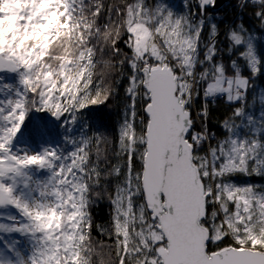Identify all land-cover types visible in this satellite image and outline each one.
Segmentation results:
<instances>
[{
  "label": "snow or ice",
  "instance_id": "obj_1",
  "mask_svg": "<svg viewBox=\"0 0 264 264\" xmlns=\"http://www.w3.org/2000/svg\"><path fill=\"white\" fill-rule=\"evenodd\" d=\"M230 7L0 0V264H264V0Z\"/></svg>",
  "mask_w": 264,
  "mask_h": 264
},
{
  "label": "trees",
  "instance_id": "obj_2",
  "mask_svg": "<svg viewBox=\"0 0 264 264\" xmlns=\"http://www.w3.org/2000/svg\"><path fill=\"white\" fill-rule=\"evenodd\" d=\"M182 0H172V3L175 4L179 8L182 5ZM185 1V6L188 3H191L192 0H183ZM235 0H228L226 3L221 5L220 7L216 8L215 16L217 19H227L229 22L235 19V14L233 12V9L230 7L232 3H234ZM186 10V8H185ZM243 20L245 23V26L250 28L253 35L256 36L258 44L260 42H264L261 40V35L264 33V29H261L260 24L256 21V19L251 15V12L246 13L243 16ZM223 40V37H221ZM226 59V57H225ZM256 86H262L264 88V79L261 77H256L253 86L256 88ZM251 91V89H250ZM101 109L100 111H94L92 113V119L94 122L102 121L103 127L101 128V131L106 133L109 137H112L115 134L118 122L120 120V109L116 105H109V106H94ZM212 110V117L210 120V128L212 131H217V129L220 127V121L223 119V117L228 114L230 111L228 109V106L225 101L223 100H217L214 104L210 105ZM37 115H44V114H37ZM92 131H95V129H92ZM240 182L243 183L244 181L257 183V184H264V180H262L260 177H240ZM94 216L95 220L97 222H104L108 218V206L107 204H102L99 208L94 209Z\"/></svg>",
  "mask_w": 264,
  "mask_h": 264
},
{
  "label": "rangeland",
  "instance_id": "obj_3",
  "mask_svg": "<svg viewBox=\"0 0 264 264\" xmlns=\"http://www.w3.org/2000/svg\"><path fill=\"white\" fill-rule=\"evenodd\" d=\"M173 4V3H172ZM180 5H182L181 7H179V8H176L177 6L175 5V4H173V6L177 9V10H180V9H182V8H184V6L183 5H185V1H181V4ZM185 9V8H184ZM256 88H259V89H262V90H264V88L262 87V86H256ZM258 114V113H257ZM252 183V182H251Z\"/></svg>",
  "mask_w": 264,
  "mask_h": 264
},
{
  "label": "water",
  "instance_id": "obj_4",
  "mask_svg": "<svg viewBox=\"0 0 264 264\" xmlns=\"http://www.w3.org/2000/svg\"><path fill=\"white\" fill-rule=\"evenodd\" d=\"M228 0H217V8L226 3Z\"/></svg>",
  "mask_w": 264,
  "mask_h": 264
}]
</instances>
